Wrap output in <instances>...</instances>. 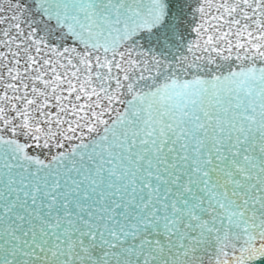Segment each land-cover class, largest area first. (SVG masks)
I'll use <instances>...</instances> for the list:
<instances>
[{"label": "snow or ice", "instance_id": "snow-or-ice-1", "mask_svg": "<svg viewBox=\"0 0 264 264\" xmlns=\"http://www.w3.org/2000/svg\"><path fill=\"white\" fill-rule=\"evenodd\" d=\"M0 264H264V0H0Z\"/></svg>", "mask_w": 264, "mask_h": 264}]
</instances>
